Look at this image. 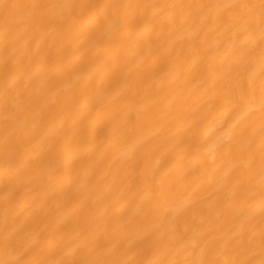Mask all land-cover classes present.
I'll list each match as a JSON object with an SVG mask.
<instances>
[{
  "label": "bare ground",
  "instance_id": "1",
  "mask_svg": "<svg viewBox=\"0 0 264 264\" xmlns=\"http://www.w3.org/2000/svg\"><path fill=\"white\" fill-rule=\"evenodd\" d=\"M0 264H264V0H0Z\"/></svg>",
  "mask_w": 264,
  "mask_h": 264
}]
</instances>
